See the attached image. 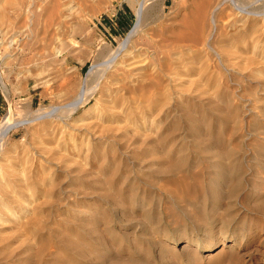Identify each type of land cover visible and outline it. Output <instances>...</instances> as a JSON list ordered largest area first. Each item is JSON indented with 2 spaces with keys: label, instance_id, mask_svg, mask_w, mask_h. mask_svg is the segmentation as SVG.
I'll return each mask as SVG.
<instances>
[{
  "label": "rangeland",
  "instance_id": "obj_1",
  "mask_svg": "<svg viewBox=\"0 0 264 264\" xmlns=\"http://www.w3.org/2000/svg\"><path fill=\"white\" fill-rule=\"evenodd\" d=\"M79 8L31 55L0 44V127L29 121L0 136L1 180L28 187L0 236L40 220L50 264H264V0Z\"/></svg>",
  "mask_w": 264,
  "mask_h": 264
},
{
  "label": "bare ground",
  "instance_id": "obj_2",
  "mask_svg": "<svg viewBox=\"0 0 264 264\" xmlns=\"http://www.w3.org/2000/svg\"><path fill=\"white\" fill-rule=\"evenodd\" d=\"M87 2H88V0H0V20H1L0 29H1V26H2V29L0 31V44H2V45L6 44L9 48H11L12 43L17 45L16 49L13 50L12 55L9 54L10 55L9 58L14 57V58H12V60H14V61L19 60V58L23 54L25 55L27 53V54L31 55L32 52H35L34 50L32 51L31 46L32 45L34 46V41L37 39L36 37L39 36L38 33H37L38 30L43 31L44 35L47 34V36H50L51 30H53L54 28L56 29V27L60 28V26H63L62 24H63L64 20L68 19V17H70V16H74L73 14L75 13L76 9L80 10L79 7H81L82 5L85 6L87 4ZM144 2L145 1H140V2H138L136 4L135 13H134L135 14V18H136L135 19V21H136L135 26L128 33L126 41L122 44V46L121 47L119 46V49H117V51H115L112 54V56H110L111 58L108 61L109 63L115 61V59L117 58V56L120 53V51L125 47L126 42L130 38L134 37L135 33L137 32V29H138V26H139V23H140L141 17H142V10H143V7H144L143 6ZM82 8H84V7H82ZM201 8H202V6L200 8H198V9H200V11H202ZM197 13H199V11ZM200 13H201L200 15L203 16V14H202L203 12H200ZM209 14H210V11H209ZM212 17H214V15ZM210 18H209V20H210ZM201 20H202V17L198 21L201 22ZM195 21H196V19H195ZM195 30L197 31L196 28H195ZM254 34H255V32H254ZM42 35L43 34H41V36ZM198 35L200 36V38H202L201 31H199ZM46 38L47 37H45V39ZM208 38H210V36L209 37L207 36L206 40H208ZM250 38H253V37H250ZM36 41H38V40H36ZM49 46L50 45H48V47ZM46 49H47V46H46ZM254 49L256 50V46H254ZM40 50H41V47H40ZM14 51H16V52H14ZM254 52H256V51H253L252 53H254ZM49 53H50V51H49ZM36 54H39V50H38V53H36ZM40 54L42 55L41 51H40ZM233 55H235V53ZM263 56H264V54H263ZM35 58L37 59V57H35ZM262 62H264V61H262ZM262 62H260V63H262ZM258 63L259 62H257L256 64H258ZM260 65H262V64H260ZM263 65H264V63H263ZM113 86H114V84H113ZM108 93H109V91H108ZM79 99H80V96L78 98H76V100H74L71 104L72 105H76V104L79 105ZM124 105H125V103L123 102V100L118 95L112 96V99L109 102V107L112 110L113 109L116 110L117 108H123ZM106 107L107 106H105V108ZM133 107L134 108H132V107L130 108L129 107V109L124 107L125 110L127 109L125 111L126 112V117H133V116L135 117V114H134L135 106H133ZM75 108H77V107H75ZM133 109H134V111H133ZM112 110H110V111H112ZM136 111H137V109H136ZM111 114L114 115V116H112V118L117 119V116L115 114H113V113H111ZM136 117H138V116H136ZM136 117H135V120H136V122H138L139 119H136ZM15 118L16 117L13 118L11 115L5 117L3 123H2V125L0 127V136L1 137H5L7 135V133L11 129H14V128H16L18 126H21V125H25V124H27L29 122L25 118L24 119H15ZM141 121H143V120H141ZM107 132H108V130L105 133H107ZM136 133H135V135H136ZM131 135H133V133H131ZM210 145H212V146L209 147V150L212 149V148L215 149V147H213V143L210 144ZM211 152H213V151H211ZM217 152L218 151L216 150L215 153H217ZM219 152L216 154L217 155L216 157H218L219 159H221L222 156L224 157V155H226L225 154L226 152H224V153L222 152L223 154L219 153ZM179 163H181V162H179ZM176 164L179 165L178 163H175V165ZM174 168H173V164L172 163H170L168 165V167H167V169L169 171H172V172H173ZM227 168H228V166H227ZM7 169H8V167H7ZM5 170H6V167L4 168V171ZM174 170H176V168ZM1 179L2 178L0 177V199L2 198L3 202L0 203V216L5 217V216H7V215H9V214H11L13 212L14 205H17V204L21 205L20 204L21 203L20 197H23V193H24L25 190H28V187H24L20 183H18L16 181H13L11 179H8L5 182H3ZM33 220H35V219H33ZM29 221H28V224H30ZM36 221H37V219H36ZM39 222H40V220L37 222V224L36 223L34 224L35 227L31 228V229H33V231L30 234H23L22 236L21 235L19 236L21 238L16 241L17 245H18L16 247L14 246L16 244V242H13V241L9 242V240L11 238L8 239V238H6V236H2V234H1V236H0V264H50L49 261H48V249H49L48 248L49 247L48 240L49 239L46 238V237H42L43 236L42 234H39L40 238L38 236H35L36 233H43V231H44L43 225L41 224V222L40 223ZM34 225H32V226H34ZM7 233L8 232H6L5 235ZM59 235H61V234H59ZM10 237H11V235H10ZM66 241L67 240H65L64 242L66 243ZM68 241H67L68 242L67 245H69V247H73L74 246V242L71 241V240H68ZM56 243H58V242H56ZM61 244H62V242H61ZM196 246L198 247L199 245L196 244ZM211 247L212 246H210L209 248H211ZM55 262H57V261H55Z\"/></svg>",
  "mask_w": 264,
  "mask_h": 264
}]
</instances>
